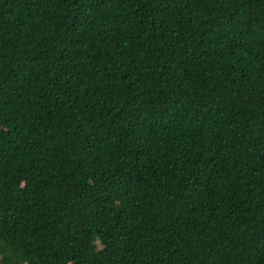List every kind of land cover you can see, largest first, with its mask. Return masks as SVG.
<instances>
[{
  "label": "trees",
  "instance_id": "trees-1",
  "mask_svg": "<svg viewBox=\"0 0 264 264\" xmlns=\"http://www.w3.org/2000/svg\"><path fill=\"white\" fill-rule=\"evenodd\" d=\"M0 264H264V0H0Z\"/></svg>",
  "mask_w": 264,
  "mask_h": 264
},
{
  "label": "rangeland",
  "instance_id": "rangeland-1",
  "mask_svg": "<svg viewBox=\"0 0 264 264\" xmlns=\"http://www.w3.org/2000/svg\"><path fill=\"white\" fill-rule=\"evenodd\" d=\"M1 258V257H0Z\"/></svg>",
  "mask_w": 264,
  "mask_h": 264
}]
</instances>
